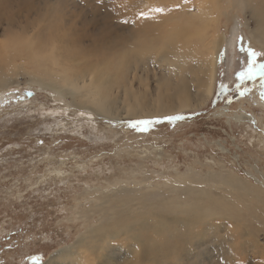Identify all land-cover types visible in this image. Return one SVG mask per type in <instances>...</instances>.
I'll return each mask as SVG.
<instances>
[{
  "label": "rangeland",
  "instance_id": "rangeland-1",
  "mask_svg": "<svg viewBox=\"0 0 264 264\" xmlns=\"http://www.w3.org/2000/svg\"><path fill=\"white\" fill-rule=\"evenodd\" d=\"M182 1L0 0V46L25 49L39 65L38 70L5 77L6 84L0 77V264H33V257L39 258V264H48L51 259L55 264H75L76 258L57 255L87 228L98 224V214H89L87 219L82 212L100 206L103 200L96 198L123 195L124 191L157 194V201H162L166 209L180 203L189 192L193 196L221 197L228 213L211 209L203 222L219 226L230 235L235 229L233 220L239 219L246 243L241 248L243 257L252 261L264 253V206L257 203L255 194L260 189L264 198V186L262 182L256 186L248 177L252 175L260 181L264 177V99L254 90L243 96L235 91L237 98L228 92L236 82L235 73L246 63L247 54L240 51L247 42L241 34L246 30H240L237 37H243L239 44L236 37L234 45L227 47V19L223 16L216 24L213 22L216 32L224 35L216 56L212 94L199 107L144 114L149 106L170 105L161 98L165 89L154 80L161 77L164 69L154 61L157 55L138 59L139 65L130 59L132 69L123 74L117 75L116 67L113 70L118 53L156 36L153 28H161L162 18L172 16L170 9L175 14L181 4H196L195 0ZM156 6L165 7V12H149L147 19L140 17V12ZM230 7L224 6V10ZM238 12L248 27L258 26L252 21L249 5L240 6ZM192 46L189 43L194 58L211 56L204 47ZM252 48L262 53L257 59L264 62V51ZM147 61L152 67L146 77L138 67ZM46 68L70 80L90 69L99 77L93 84L98 90L96 98L116 108L117 115L77 109L62 102L55 90L35 82V77L48 78L43 72ZM221 83L228 88L221 90ZM192 86L191 82L186 86L189 99L195 96ZM25 91L31 93L29 98ZM66 94L72 102L67 91ZM126 108L143 114L131 115ZM236 114H246L249 119L234 120ZM170 115H183L184 119H163ZM141 119L160 122L145 132L129 126V121ZM179 203L178 208L185 204ZM237 240L230 237L228 244L236 251L242 243L240 240L237 244ZM114 244L123 248L118 251L119 258L125 250L122 246L127 244ZM94 257L98 259L89 258L87 253L83 264L124 261H105L99 253Z\"/></svg>",
  "mask_w": 264,
  "mask_h": 264
},
{
  "label": "bare ground",
  "instance_id": "bare-ground-1",
  "mask_svg": "<svg viewBox=\"0 0 264 264\" xmlns=\"http://www.w3.org/2000/svg\"><path fill=\"white\" fill-rule=\"evenodd\" d=\"M178 2L181 3L180 1ZM205 2L212 4V10L206 12L208 21L212 24L213 22L216 24V20L222 19L224 16L227 19V23L230 25L229 33L224 36V43L227 47L234 45V38L241 33L240 30L245 29L246 31H243L246 33H241L247 41L244 47L250 46L264 51V27H261L260 24L261 21H264V0H205ZM167 4L170 5V3ZM245 5L251 7L253 14V19H251L258 23V26L253 29L252 27H248L247 22L243 23L241 21L242 18L240 17L238 9L240 6ZM224 6L230 7V10H224ZM180 7V11L174 14V11L168 6L170 9L169 14L172 15L171 20L196 11V4L192 6L185 3L183 5L181 4ZM171 17L162 18V20H170L169 18ZM204 27L205 24L203 22L195 21L191 23L177 21L170 26L171 31L178 37L177 42L174 46L167 48L164 52L157 55V58L154 60L164 68L161 77L154 80H156L157 86H161L165 89L164 96H161V98L170 102V105L164 103L165 108H153V105L150 108L148 105L149 109L144 110L146 112H144L145 115L155 114L156 112L172 111L179 107H199L211 96L216 77V56L222 44L224 34H221V37L215 29V41L211 47L197 42L196 45L192 46L194 41L189 42L190 38L199 35L204 30ZM159 28L160 27L153 28L154 31L156 30V35L158 30L160 31ZM218 29L219 28H217V30ZM155 37V35L152 38L147 37L145 39L146 41H144L147 43L144 44L134 41L135 43L131 48L128 47L130 50L123 51L122 49L123 52L117 54L116 64L113 67V70L116 67L117 75L132 69L130 68V59L136 62L135 64L139 65L140 62L138 59H144V57L140 56V53L148 47L149 43ZM179 37H185V39H179ZM189 43L192 47L197 45L200 48L204 47L207 49L205 52H209L211 56L208 59L198 58L199 56L194 58L192 53L193 50L189 48ZM124 49H127V47ZM128 58L129 60H127ZM148 61L138 67L142 70L141 73L146 77L151 71L150 67H152V63ZM57 63L55 65H57ZM58 68L60 67H57V69ZM48 70L50 69L46 68L43 70V72L47 74V79H45L44 76L43 78L39 76L41 78L35 77V82L45 87H50L53 90H66L72 99V103L81 106L83 109L91 108L95 113L117 115L118 112L116 108L106 106L103 103L104 100L96 98L98 90L93 87V84L94 82L96 83L99 77L92 74L90 69L81 72L82 75L81 77L79 76L80 78H72V80L68 79L66 75H53V72ZM40 74L43 75V73ZM123 76L125 77V74ZM190 82L193 84L191 90H195L194 99H189L190 95L188 93L190 90L187 91L186 89V86H188ZM1 84L3 83L0 80V86ZM156 89H159V87H156ZM155 98L157 99V96ZM262 105L264 106V103H262ZM125 111L126 113L136 116H140L142 113V111L138 112V110L134 112L131 108H126ZM235 117L234 119L238 121L249 119L246 114H241L240 116L236 114ZM262 126L264 127V124H262ZM221 149V151L226 152L222 147ZM248 177L254 180L256 186H261V182L264 186V177H262V181L256 179L252 175H248ZM259 190L260 189H256L257 192L255 193L258 199L257 203L264 206V198H262V193ZM204 191L211 194L209 190L207 191L204 189ZM135 192L124 191L125 194L123 195L119 194L110 198H96V200H103L100 206L97 205L91 207L87 211L84 210V213L82 212L81 215L89 219V214H98V224L92 228H87L84 233L78 235L75 242L59 253L57 257L66 259L76 258L75 264H83L86 260L87 253L88 257L93 259H98V257L94 256L99 253L105 261L111 262L114 259L124 260L122 264L128 262L131 264H264V253L258 255V250L255 247H253V250L255 255H258L256 258L252 261H247L246 257H243L241 248L243 249V245L245 246L246 243L243 242L244 230L241 229L243 225H240L239 219L233 220L235 229L230 235L223 232L219 226H213L212 223L203 222L206 221V217L211 213V209H216L219 213L221 211L227 212L226 207L228 206L222 203L221 197H204L202 194L200 196H193L189 192L186 198H181L180 203L177 202L176 205L166 209L165 206L163 207L161 205L162 201L161 203L159 200L157 201V194H139ZM178 194H180V192ZM175 198L176 197H174V199ZM178 203H185L182 204L185 207L182 209V205H180L181 208H178ZM164 204H166V202ZM228 211L231 212L230 209H228ZM251 214L252 212H249V216H251ZM229 217L230 216H227V218ZM193 228H199L200 230L194 233L192 231ZM230 237L238 239L237 244L242 240L238 251L229 247ZM117 241H122L124 245L127 244L122 246L125 250L119 258L118 251L121 249L123 250V248L114 244V242ZM80 249L81 251L79 252L82 253L81 255L78 252ZM171 258H173L175 262H170L169 259ZM48 264L55 263L51 259Z\"/></svg>",
  "mask_w": 264,
  "mask_h": 264
},
{
  "label": "clouds",
  "instance_id": "clouds-1",
  "mask_svg": "<svg viewBox=\"0 0 264 264\" xmlns=\"http://www.w3.org/2000/svg\"><path fill=\"white\" fill-rule=\"evenodd\" d=\"M212 10V4L205 0H196V11L177 17L174 20L164 21L156 37L149 43L141 53V57L156 56L164 52L167 48L174 46L178 37L171 31L170 25L180 21L183 23L203 22L204 30L197 36L190 38L200 44L211 45L215 41V26L207 20L206 12ZM261 27H264V21H261ZM185 39V37H179ZM39 65L31 60L30 53L25 49L4 48L0 46V77H8L17 72H30L38 70Z\"/></svg>",
  "mask_w": 264,
  "mask_h": 264
},
{
  "label": "snow or ice",
  "instance_id": "snow-or-ice-1",
  "mask_svg": "<svg viewBox=\"0 0 264 264\" xmlns=\"http://www.w3.org/2000/svg\"><path fill=\"white\" fill-rule=\"evenodd\" d=\"M149 12L152 13H164L165 7L163 6H156L154 8H150L148 11H142L139 13L141 18H149ZM242 40V37H237V44ZM240 51L245 52L247 54L246 63L241 65L239 71L235 73L236 79V90L238 91L239 95L243 96L249 89L245 88L241 91L242 85L246 81H255L258 77L261 81V87L264 89V62L259 61L257 58L262 55L261 52L255 51L252 47H240ZM8 80H5L4 83L6 84ZM221 90H226L228 86L226 84H220ZM57 94L62 98V102H67L69 105L75 106L77 109L82 108L81 106L74 105L72 102H69L67 99L66 90L64 89H55ZM261 98L264 99V91H261ZM87 111H92L91 108H86ZM80 115H84V111L80 112ZM165 121L173 122V121H181L184 119L183 115H170L163 117ZM159 119H141V120H134L129 121V126L140 132L148 131L150 126L154 123H159ZM33 264H39V258L33 257L32 258Z\"/></svg>",
  "mask_w": 264,
  "mask_h": 264
},
{
  "label": "flooded vegetation",
  "instance_id": "flooded-vegetation-1",
  "mask_svg": "<svg viewBox=\"0 0 264 264\" xmlns=\"http://www.w3.org/2000/svg\"><path fill=\"white\" fill-rule=\"evenodd\" d=\"M235 85H236V82L232 85L231 89H228V92L233 96V98H237V96H238L235 93V91H237ZM243 85H245V88L249 89V91L250 90L258 91L259 92L258 94H261V91H264V89H262V87H261V81H260L259 77L255 81H246ZM249 91H247L245 94L248 95ZM218 99H219V97H218ZM234 120H236V119H234ZM240 122H242V121H240Z\"/></svg>",
  "mask_w": 264,
  "mask_h": 264
},
{
  "label": "water",
  "instance_id": "water-1",
  "mask_svg": "<svg viewBox=\"0 0 264 264\" xmlns=\"http://www.w3.org/2000/svg\"><path fill=\"white\" fill-rule=\"evenodd\" d=\"M29 93H30V92L25 91V92H24V95H25L27 98H29ZM30 94H31V93H30Z\"/></svg>",
  "mask_w": 264,
  "mask_h": 264
}]
</instances>
